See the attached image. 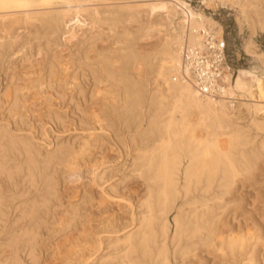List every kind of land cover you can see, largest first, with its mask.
<instances>
[{
	"label": "bare ground",
	"instance_id": "6f19581e",
	"mask_svg": "<svg viewBox=\"0 0 264 264\" xmlns=\"http://www.w3.org/2000/svg\"><path fill=\"white\" fill-rule=\"evenodd\" d=\"M200 1L206 7L223 2L236 8L238 23L252 28L245 52L264 65V52L257 53L252 37L256 27H264V19H252V13L257 15L256 9L262 0ZM92 2L94 0H0V33L4 40L0 47L14 44L13 36L7 41L8 30L18 22L30 25L36 22L33 26L42 30L40 36L46 42L60 33L71 36L75 27L84 24L82 18L89 20L92 29L98 27L99 36L109 33V45L92 49L94 55L86 53L82 63L88 68L86 72L92 74L95 85H103L96 88V92L102 103L107 104L104 111L110 122L140 137L132 165L145 184L146 194L138 227L123 239L114 241L115 253L108 264H172V260L175 264L177 261L184 264L190 255L197 256L195 251L199 245L207 251H220L225 264H256L262 236L250 231L228 232L224 236L219 228V215L223 212L219 210H225L228 204L225 198L232 188L250 182L259 161L264 162V113L260 118L253 117L245 127L237 123L239 117L231 115L225 98H251L255 93L264 103V81L253 70L239 69L236 77L232 76L231 70L223 64L221 28L212 18L193 10L186 0H171L160 5L157 20L149 18L152 13L147 11L145 21L122 4H115L109 17L105 14L103 18L97 10L90 9ZM57 4L61 7L55 8ZM72 15L78 19L75 26L66 22ZM176 17L178 20L174 22ZM154 33L160 39L158 47L151 53L137 50V41L151 38ZM53 67H50L51 74ZM79 69L84 75L81 63ZM38 82L42 90L45 80ZM12 101L10 112L18 110L17 93ZM246 110L249 116L256 115L264 111V105H249ZM96 118L105 128L102 124L106 118L100 120L99 115ZM87 150L84 147L80 155ZM54 157L55 160L45 159L30 140L18 138L0 127V220L4 216L5 198L17 188L19 177L31 185L43 181L48 193L54 190L50 173H56L58 168L66 169L62 173L67 178L82 177L78 153ZM49 203V199L44 200L42 212L33 203L26 217L36 222ZM174 210V233L170 238L169 216ZM28 228L31 226L24 229L20 242L26 236L33 242L34 235H29ZM99 240L96 250L101 247ZM30 256L35 264L32 251ZM0 264L21 262L11 255Z\"/></svg>",
	"mask_w": 264,
	"mask_h": 264
},
{
	"label": "rangeland",
	"instance_id": "374dc122",
	"mask_svg": "<svg viewBox=\"0 0 264 264\" xmlns=\"http://www.w3.org/2000/svg\"><path fill=\"white\" fill-rule=\"evenodd\" d=\"M169 1L94 0L88 6L91 5L90 9L97 10L105 18L107 14L109 17V11L115 4L123 7L127 5L145 21L147 11L152 13L149 18L157 20L158 12L161 11L158 7ZM186 2L193 10L212 18L221 28L223 64L231 70L232 76L236 77L239 69L253 70L264 81V65L249 56L244 49L246 41L251 37L252 28L246 23L242 22V26L238 23L236 8L218 1L214 7L204 6L200 0ZM108 3L112 4V8ZM104 4H107V8ZM98 6L101 8L98 9ZM54 7L60 8L61 5ZM256 10L258 13H252V19H264V0ZM77 20L72 15L67 17L66 22L69 26H75ZM82 20L84 24L75 27L71 36L69 33H60L55 39L50 37L49 42L41 38L42 30L33 26L37 25L36 22L31 25L14 23L7 36V41L13 36L11 40H15L14 44L0 47V127L18 138L30 140L45 159L55 160L54 156L63 153H78L83 173L81 178H67L62 173L66 171L64 167L58 168L56 173H50L53 181L49 182L54 189L51 194L47 192L45 184L42 185L43 181L31 185L23 177L17 179V188L5 198L4 216L0 220V262L13 255L18 257L21 264H32V251L35 264H108L115 253L112 249L114 241L117 238L123 239L138 227L146 187L134 172L132 163L136 154L135 146L141 140L139 136H133L134 131L127 133L121 126L112 124L104 111L107 104L102 103L101 96L96 92V88H103V85H95L92 74L86 72L88 68L82 62L86 53L94 55L93 50L108 46L111 38L108 32L99 36L96 31L98 27L92 29L87 18ZM177 20L178 17L174 18V22ZM1 34L0 42H3ZM252 37L258 47L257 53L264 52V27H256ZM158 42L159 36L154 33L151 38L137 41L136 47L143 53H151L158 47ZM80 63L84 75L79 69ZM51 65L58 68L53 67V74L49 73ZM41 79L46 83L43 86L46 88L42 90L38 84ZM19 89L22 93L18 92ZM15 93L19 99L18 110L10 112ZM214 95L219 99L217 94ZM256 95L254 93L251 98H225L231 108V115L240 118L238 124L246 127L253 117L263 116L264 111L249 116L246 110L249 105H264ZM98 115L100 120L106 118L102 124L105 128L97 122ZM134 137L135 141H132ZM81 147L88 148L82 156L79 153L83 149ZM263 164L262 160L259 161L250 182L232 188L230 195L225 198L228 203L223 208L225 210H219L223 212L219 215V228L224 236L228 232L243 234L248 231L262 236L256 264H264ZM54 165L57 166V162ZM46 199L50 200L48 208L39 215L36 222H31L26 217L28 208L36 203L42 212ZM175 215L174 210L169 216L170 238L174 233ZM29 226V235H34L33 242L27 240L28 236L20 242L24 229ZM97 240L101 243L100 250H96ZM170 250L173 252L172 246ZM195 253L197 256L190 255L184 264H225L220 251H207L199 245Z\"/></svg>",
	"mask_w": 264,
	"mask_h": 264
}]
</instances>
